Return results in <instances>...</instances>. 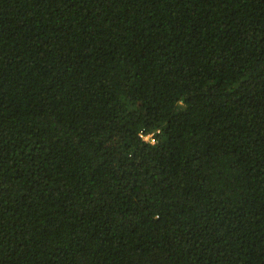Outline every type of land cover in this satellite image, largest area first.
Returning <instances> with one entry per match:
<instances>
[{"label": "trees", "instance_id": "trees-1", "mask_svg": "<svg viewBox=\"0 0 264 264\" xmlns=\"http://www.w3.org/2000/svg\"><path fill=\"white\" fill-rule=\"evenodd\" d=\"M0 264H264V0H0Z\"/></svg>", "mask_w": 264, "mask_h": 264}, {"label": "clouds", "instance_id": "clouds-1", "mask_svg": "<svg viewBox=\"0 0 264 264\" xmlns=\"http://www.w3.org/2000/svg\"><path fill=\"white\" fill-rule=\"evenodd\" d=\"M143 141L148 144H154L155 138L153 137V134L143 135Z\"/></svg>", "mask_w": 264, "mask_h": 264}]
</instances>
